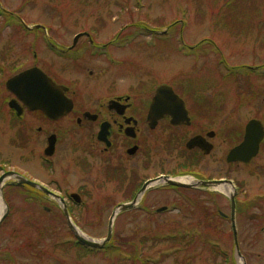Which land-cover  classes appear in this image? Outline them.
<instances>
[{"label":"rangeland","instance_id":"rangeland-1","mask_svg":"<svg viewBox=\"0 0 264 264\" xmlns=\"http://www.w3.org/2000/svg\"><path fill=\"white\" fill-rule=\"evenodd\" d=\"M21 20L34 31L22 27ZM91 28H97L96 39L102 42L125 32L124 54L117 53V57L125 56V70L113 69L91 78L44 46L45 35L69 45L78 32ZM195 44H203L206 50L201 51L200 46L187 52L188 46ZM36 66L58 83L71 86L78 105L87 107L100 102L97 90L110 91L107 96H134L140 89L161 83L179 84L181 89L188 76L189 103L193 113L202 115H194V120L213 130L218 127L224 137L219 151L199 156L201 161L192 167L193 172L233 182L241 254L247 264H264V157L251 165L226 159L243 139L249 120L258 119L264 125V0H0V104L10 96L8 79ZM8 109L6 104L0 106V176L12 170L52 188H56L52 181H65L70 192L85 185V204L75 209L73 221L84 235L96 241L105 239L115 206L101 202L115 192V185H102L99 177L94 180L96 175L72 165L66 170L67 152L61 146L59 163L53 170L43 169L38 155L45 139L35 137L32 145L26 146L15 138L17 128ZM75 116L63 119L62 124L68 125ZM218 118L224 120L222 127L213 123ZM27 119L30 116L26 115ZM31 121L49 132L58 127L47 124L38 113ZM221 148L225 160H219ZM182 154L177 153V163L169 152L161 158L180 168ZM158 170L156 166L149 172ZM182 189L149 191L144 200L149 208L138 204L118 214L115 238L108 242L112 248L104 253L77 244L52 199L21 188H3L2 216L7 215L0 224V264H134L130 253L138 254V264H241L236 258L228 193ZM70 192L56 193L68 196ZM114 199L121 202L122 198ZM162 207L167 209L158 212ZM219 211L228 217H221ZM224 253L234 261H225Z\"/></svg>","mask_w":264,"mask_h":264},{"label":"flooded vegetation","instance_id":"flooded-vegetation-1","mask_svg":"<svg viewBox=\"0 0 264 264\" xmlns=\"http://www.w3.org/2000/svg\"><path fill=\"white\" fill-rule=\"evenodd\" d=\"M95 31L98 33L97 28H91L90 30L85 29L78 32L69 45L65 43L61 44L50 37H45L46 40L43 41V43L46 48L50 49L52 53L57 54L60 59L66 60L74 67H77L80 73L87 72L91 78L102 77L105 73L112 72L113 69L125 70L127 64L125 56L117 57V53H123L125 50V32L113 37L111 40L102 42L96 39L97 35H95ZM194 47L196 50L198 49L197 45ZM203 50L206 49L202 48L201 51ZM21 71L16 72L14 75ZM52 78L54 79V77ZM164 84L171 86L173 92L184 101L187 115L190 119L189 122L183 121L178 124L174 123V119H178L181 116L183 117L180 113H175L176 115L161 113V111L168 109L180 110L181 107L178 102L171 97L169 99H161L160 105L157 106L158 112L151 114V104L158 93L159 86ZM63 85L68 87L67 96L72 99L74 105L71 112L58 120H50L40 110L30 111L9 92L10 96H8L0 106L6 104L9 108L8 112L11 114L12 121L17 128L15 138L21 140L26 146L32 145L31 143L35 137H43L45 139V141L43 139L44 145L40 149V154L38 155V160H41L40 164H42L43 169L47 166L49 170H53V167L59 163L57 158L60 155L59 151L61 146L62 149H64L63 151L67 152L65 154L67 158L64 161L66 165L64 168L66 170H68V168L71 169L72 165V167L87 172L90 175H96L94 180L99 177L102 185L104 182L107 184L113 183L115 185V192L111 191L108 200L101 202L109 206L114 205L115 209L119 205L125 203V201L132 202L147 182L151 183L146 187L138 201L139 207L142 208L148 207L145 206L144 200L146 197L145 194L149 191L160 190L162 188L183 190L181 187L161 185V183H155L153 180L161 177L195 175L196 173L193 172L192 167L199 164L201 161V159L199 160V156L208 157L214 154L215 151H219L221 141L224 143V137L221 132L218 131V127L213 130L208 124L204 126L194 120V115L198 114L193 113L192 104L189 103L190 100H188L187 97L191 85V79L188 76L184 77V81L181 82V89L177 88L179 84L175 86V84L161 83L153 88L140 89L135 92L134 96L133 94L107 96V93L110 91L97 90L100 102L88 107L84 105H81L82 107L79 106L76 99L73 97L72 87L66 84ZM165 92H167V90H165ZM12 100L15 101L14 106L16 109L11 108L9 105V102ZM34 113L41 114L46 119L47 124L58 125L57 130L52 129L49 132L43 126L35 127L31 121V116ZM72 114L76 116L70 123H68V125L62 124L63 122L61 121ZM222 114L223 111L221 115ZM26 115L30 116L29 120H26ZM214 115L215 114L212 116ZM201 116L202 115H198L199 118H202ZM218 116L220 117V115ZM220 118L214 120L213 123H217V126L222 124V127L224 120ZM247 124L244 127L243 139ZM196 137H202L204 142H202V145H192L190 147V141ZM243 139L238 144H240ZM164 152H169V155L176 163L177 153L179 155V153L182 154V152H184L180 157L184 160L181 164L182 167H177L178 165H175L173 162H171V165L167 162L166 158H161ZM220 152L219 160H225L224 149L221 148ZM50 153L51 155H49ZM186 156H190L187 162L185 161ZM30 157H32V152ZM259 157H264V139L260 143L258 154L249 164H255ZM235 163L238 165H248L242 162ZM156 166L159 168L157 173L153 172L150 174L149 171L152 168H156ZM255 168L259 169L260 165L256 164ZM11 171L7 170L3 172V174ZM13 172L18 173L16 171ZM129 173L132 175H129ZM196 175L195 176L199 180H220L214 177L205 178V176L199 177V174ZM23 176L31 181L42 184L51 192H70L67 188L68 184L65 183V181H52V184L56 186V188H52L50 184L42 183L39 180L31 178V176ZM9 179H11V181H9ZM9 179H6L4 189L8 187L21 188L32 195L33 193H38L42 199H52L53 203L60 208L62 219L71 231V234L73 236H76V233L80 235L83 234L79 228H77L72 216L75 214L76 208H82L79 206H84L85 204L83 194L88 192L85 185L77 187L75 191L71 190L68 196L59 194L61 199H57L53 195L44 193L36 187L17 184L15 176L9 177ZM57 184H59L58 187ZM63 186L66 187L63 188ZM196 189L211 191L209 188ZM119 196L122 198L121 202H117V200L114 199ZM253 203L255 204L257 202ZM65 207L69 210L70 220L74 228H72L69 219L64 213ZM45 209L48 212L50 211L48 206L45 207ZM219 213L221 212L219 211ZM113 235L114 229L112 230L109 240L115 238ZM184 235L185 238L190 237L188 234Z\"/></svg>","mask_w":264,"mask_h":264},{"label":"water","instance_id":"water-1","mask_svg":"<svg viewBox=\"0 0 264 264\" xmlns=\"http://www.w3.org/2000/svg\"><path fill=\"white\" fill-rule=\"evenodd\" d=\"M7 89L13 93L16 98L21 101L29 110H40L42 111L50 120H57L61 117L67 115L69 112L73 109V101L69 99L66 95V92L68 91V88L57 84L51 77H49L42 69L39 67H33L29 68L14 77L10 78L6 83ZM167 90V92H165ZM172 98L173 100L177 101L180 105V110H163L161 113H168L176 115L175 113H180L183 115L178 119H174V123H182L183 121H190L187 115V110L185 108L184 101L173 92L172 87L168 85H161L158 88V93L155 97V99L152 102L151 107V114H154L158 112L157 106L160 105L161 99H169ZM14 104V103H13ZM11 104V105H13ZM264 138V127L262 123L258 120H251L246 126L245 136L244 140L234 147L227 156V162H242L249 164L251 160L258 154L259 152V146L261 141ZM202 142H204V139L202 137H196L192 139L189 143V146L192 145H202ZM52 146V144H51ZM51 155V153L49 154ZM7 176H15V178L18 180L19 184H27L33 187H36L40 189L41 191L53 195L55 198L61 199V197L50 190L46 189L40 184H37L33 181H30L26 179L25 177L14 173L9 172L0 178V185L5 181ZM154 182L158 183H166L171 184L179 187H209V188H215L219 189V187L225 186V185H231L233 187V182L231 180L223 179V180H211V181H198L195 180L192 184H185L181 183L179 181H176L174 179H171L169 177H162L158 178L156 180H153ZM151 182H147L145 186L142 188V190L138 193L137 197L133 200L131 203H123L119 205L115 211L113 212L110 222H109V233L108 237L103 241H96L91 238L84 237L80 235L79 233H76L77 238L84 244L101 248L105 245L107 241L111 238L112 230H113V224L115 217L123 212L130 209H133L139 198H141L143 192L145 191L146 187ZM0 190H2L0 188ZM235 195L236 191L233 190L231 194H229L230 200H231V222H232V229L234 233V240H235V252H236V258L238 261L241 262V264H247L246 260L241 254L240 247H239V241H238V235H237V227H236V202H235ZM8 212V211H7ZM64 213L69 219V212L67 208H64ZM7 214L3 215L0 218V224L5 219ZM70 222V220H69ZM72 228L74 226L70 223Z\"/></svg>","mask_w":264,"mask_h":264},{"label":"bare ground","instance_id":"bare-ground-1","mask_svg":"<svg viewBox=\"0 0 264 264\" xmlns=\"http://www.w3.org/2000/svg\"><path fill=\"white\" fill-rule=\"evenodd\" d=\"M179 181H182V182H191L193 180L191 178H188V179H179ZM219 189L222 190V191H225L228 194H231L233 192V188L231 186H228V185L219 187ZM4 210H5V204H4V201H3V199H2V197L0 195V218H1Z\"/></svg>","mask_w":264,"mask_h":264},{"label":"trees","instance_id":"trees-1","mask_svg":"<svg viewBox=\"0 0 264 264\" xmlns=\"http://www.w3.org/2000/svg\"><path fill=\"white\" fill-rule=\"evenodd\" d=\"M170 239H174V240H175V239H177V237H171ZM178 239H180V238H178ZM207 240H208V239H207ZM212 249H216V247H215V246H214V247L212 246ZM179 250H180V249H179ZM134 254H135V253H132V254L130 253V255H131V259H134V260H135V261H133L134 264H138V263L136 262L137 259H138V254H135V255H134ZM223 258H224L225 261H228L229 259H231L232 262L234 261L233 257L230 258V257L228 256L227 253H224V254H223ZM145 264H147V263H145ZM225 264H226V263H225Z\"/></svg>","mask_w":264,"mask_h":264}]
</instances>
